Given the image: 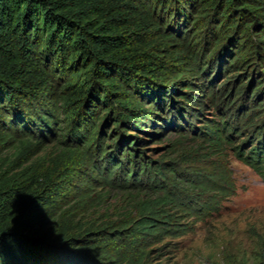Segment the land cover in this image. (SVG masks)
Returning a JSON list of instances; mask_svg holds the SVG:
<instances>
[{"label":"trees","instance_id":"16d2710c","mask_svg":"<svg viewBox=\"0 0 264 264\" xmlns=\"http://www.w3.org/2000/svg\"><path fill=\"white\" fill-rule=\"evenodd\" d=\"M173 1L0 0V148L9 150L0 156V264H159L151 256L162 255L165 235L185 230L173 207L191 199L206 201L203 195L211 197L203 185L201 192H194L193 175L171 165L164 173L161 164L153 165L137 146L142 139L121 128L143 129V123L158 122L164 96L171 99L178 91L170 92L158 81L177 79L181 70L162 72L152 67L156 56L174 60L189 49L180 43L169 50L167 41L174 37L161 30ZM175 1L192 11L180 14L192 19L195 28L187 33L189 42L197 41L205 20L212 21L213 43L232 29L242 39L234 55L228 56L227 66L234 67L230 71L248 69L253 59L264 66V0ZM164 7H168L166 20ZM253 20L258 31L247 40ZM262 83L258 80L256 89ZM221 84L218 98L231 94L227 83ZM156 87L160 91L155 94ZM181 96L193 109L196 97L189 92ZM143 98L154 101L145 105ZM121 132L113 155L110 143ZM201 133L208 138H201L200 146L206 142L215 147L229 139L218 128ZM188 137L187 132L174 135L171 152H177ZM48 140L55 146L47 149ZM93 150L110 164L102 173L108 192L124 188L132 216L96 223L78 210L84 194L65 204L60 201L67 186L68 171L63 170L92 163ZM259 151L251 149L241 157L264 175V148L261 158ZM117 169L119 184L113 178ZM143 178L150 183L145 188ZM207 181L214 183L216 193L229 187L223 180ZM216 201L204 204L202 210L214 209Z\"/></svg>","mask_w":264,"mask_h":264},{"label":"rangeland","instance_id":"374dc122","mask_svg":"<svg viewBox=\"0 0 264 264\" xmlns=\"http://www.w3.org/2000/svg\"><path fill=\"white\" fill-rule=\"evenodd\" d=\"M164 9L166 20L168 7ZM169 9V16L161 25V30L174 37L167 41V47L175 50L183 43L189 49L174 60L156 56L152 67L162 72L181 70L182 74L177 79L158 81L164 83L165 89L178 91L171 94V99L167 100L168 97L164 96V113L161 114L162 119H157L158 122L143 123V129L135 126L121 128H126V132L142 139L137 142V146L153 165L161 164L164 173L168 172L171 165L183 173L193 175L197 184L194 192H201L200 187L203 185L208 188V191H203L212 195H203L206 201L191 199L178 208L168 206L174 213L177 212L178 216L175 217L185 230L181 234L165 235L162 241L165 243V250L162 255L159 257L154 253L151 258L159 264H264V175L261 169L257 170L241 157V154L247 155L251 149L261 150L257 154L259 158L263 153L264 66L253 59L254 63L248 69L230 71L234 67L227 66L228 56L232 57L236 45L242 42L238 34L234 36L235 29L229 31L220 42L213 43L216 31L214 23L205 20L202 30L196 33L197 41L189 42L187 33L190 35L195 30L192 19L180 15L184 8L179 1L174 0ZM184 11L185 14L192 12L189 7ZM184 20L187 21L182 23ZM253 23L254 20L247 28V40L258 31L252 27ZM228 49L231 53L226 52ZM258 80L263 83L256 89ZM241 82V87L237 88ZM221 83H227L226 91H231V94L218 98L216 91L221 88ZM155 89V94L160 91L157 87ZM181 92H189L196 97L191 103L194 106L192 110L184 105L185 99ZM143 101L148 105L154 99L143 98ZM172 102L174 105L170 108ZM223 121L227 123L224 124ZM77 127L82 130L83 123H79ZM212 128L229 134V139L221 141L215 147L206 145V142L198 145L201 138H208L207 134L203 135L201 132H210ZM186 132L191 139H183L178 151L171 152L169 141L173 140L174 135ZM122 137L121 132L114 144L110 143L109 149L113 151V155H116ZM52 146H55L53 141L48 140L47 149ZM8 153L6 147L0 148V156ZM252 155L255 156L256 153ZM27 156L32 157L33 152ZM89 157L94 163H77L70 169L63 170L68 171L64 182L67 186L60 201L65 204L84 194V199L77 205L78 210L85 211L87 215L84 218L96 223L106 219L123 220L132 216L134 213L130 211V201L125 189L118 190L115 187L108 192V185L102 174L106 164H109L108 159L98 156L94 150ZM17 164L13 168L17 169ZM115 173L117 177L113 178L119 184L122 181L120 169ZM208 177L223 180L229 187L221 188L224 192L222 194L216 193L218 189L214 183L207 181ZM140 183L142 188L150 185L146 178ZM215 199L217 203L214 204L217 206L214 209L202 210L204 204Z\"/></svg>","mask_w":264,"mask_h":264}]
</instances>
